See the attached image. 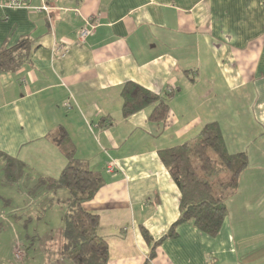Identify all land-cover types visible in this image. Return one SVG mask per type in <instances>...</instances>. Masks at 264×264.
Here are the masks:
<instances>
[{"label": "crops", "instance_id": "obj_1", "mask_svg": "<svg viewBox=\"0 0 264 264\" xmlns=\"http://www.w3.org/2000/svg\"><path fill=\"white\" fill-rule=\"evenodd\" d=\"M4 2L0 50L25 39L32 45L26 64L0 74V152L26 165L23 178L32 169L39 179L60 176L67 160L49 136L63 128L77 158L104 175V186L83 209L99 217L109 264H264V0H30L28 9ZM45 4L49 12L38 10ZM87 21L96 29L82 40ZM201 81L205 93L187 96L183 87ZM127 82L161 96L174 93L169 122L151 123L153 106L124 118ZM211 96L223 132H256L246 142L239 136L237 143L226 141L230 153L246 152L248 167L217 237L183 224L150 261L153 244L142 229L158 241L180 216L179 189L158 152L196 137L211 122L195 111L196 101L185 102ZM103 118L113 124L101 126ZM28 191L23 208L30 213ZM68 195L61 190L46 204ZM7 201L12 206L13 199ZM5 220L0 213V236L7 233ZM52 224L26 238L38 241L44 255L31 257L32 245L21 254L22 237L15 235L12 245L19 247L0 264H71L61 254L62 237L51 247Z\"/></svg>", "mask_w": 264, "mask_h": 264}, {"label": "trees", "instance_id": "obj_2", "mask_svg": "<svg viewBox=\"0 0 264 264\" xmlns=\"http://www.w3.org/2000/svg\"><path fill=\"white\" fill-rule=\"evenodd\" d=\"M31 46L25 39L14 47L2 48L0 74L16 72L26 64L30 60ZM121 96L124 118L153 106L149 121L157 125L169 122L174 93L161 96L139 84L127 82ZM107 122L113 124L106 118L100 124L104 126ZM49 138L59 146L67 165L57 178H40L33 192L55 195L61 190L68 191L66 213L62 219L61 254L71 264H109V246L98 233L99 217L83 209V205L92 201L104 186V175L91 170L86 162L77 158L75 146L63 128ZM158 154L179 189L180 216L158 241L142 229L144 239L153 244L150 261L155 257L156 247L167 239L176 238L178 228L183 224L191 223L203 234L217 237L227 217V201L237 193L241 175L248 167L246 152L232 154L228 151L217 121L207 123L196 137L161 149ZM0 158L5 163L7 182H19L26 175L27 167L23 162L2 152Z\"/></svg>", "mask_w": 264, "mask_h": 264}, {"label": "rangeland", "instance_id": "obj_3", "mask_svg": "<svg viewBox=\"0 0 264 264\" xmlns=\"http://www.w3.org/2000/svg\"><path fill=\"white\" fill-rule=\"evenodd\" d=\"M188 85V84H187ZM190 86V85H189ZM205 84L201 81L199 85H197L195 88L185 86L183 89L185 91H189L186 93L187 96L191 95L192 93L200 95L205 93L203 91ZM199 91L197 93V91ZM184 94V93H183ZM185 94L182 95V97L186 96ZM191 106H194L193 101H196V104L198 108H196L195 111L201 112L204 114V116L199 113L201 117L211 119V122H213L214 119H219V106L216 104V99H214L213 96L211 97H204L200 100H188L185 99V102H189ZM188 103H186L187 106ZM179 113L181 111V108L179 106H175ZM207 119V120H208ZM216 121V120H214ZM219 123V121H218ZM206 125V124H205ZM226 130V128H225ZM231 130H227L223 132L225 141L228 143L231 142L232 144L237 143L238 136L246 142V140H249L250 137H255L254 131H240L235 130L232 132H229ZM5 163L0 158V213H4L6 216L5 221H1L4 225L7 226V233L0 236V259L1 261H10L13 253V247H19V244L17 246L12 245L14 240H12L13 237L17 236L18 238H21L22 243L20 244L21 247L18 248V251L25 255L27 251V247L32 245V250L30 252V256H40L44 255L41 251V247L38 241H35L34 239H30L26 241V238L28 235H36L42 229L45 227V224L47 222H53L52 226L50 228L52 229V249L55 248V243H57L60 238L62 237V227H63V216L66 213V203L65 200H61L60 198H56V205L48 207V204H46V200L50 199L54 195L51 194H45L44 192H33L31 194L32 198V210L29 213V209L27 207L23 208L24 200L28 198V189H34L36 186V183H38V179L41 176V174H37L39 171L37 170H30V174L28 175V178L21 179L19 182H7L6 174L4 171ZM9 183V184H7ZM26 194V195H25ZM8 199H13L12 206H8L7 204L9 201ZM19 202V203H18ZM27 202V201H26ZM25 202V204H27ZM16 203V204H15ZM18 203V204H17ZM20 207V210H16L15 213H13V208ZM15 214V215H14ZM29 215L32 216V219H29ZM16 217V221L14 219ZM20 222H18V221ZM16 235V236H15ZM33 238V237H32ZM50 255V254H49ZM26 256V255H25ZM5 263V262H4Z\"/></svg>", "mask_w": 264, "mask_h": 264}, {"label": "built area", "instance_id": "obj_4", "mask_svg": "<svg viewBox=\"0 0 264 264\" xmlns=\"http://www.w3.org/2000/svg\"><path fill=\"white\" fill-rule=\"evenodd\" d=\"M29 1L30 0H5L4 2V6L8 9H20V8H30L29 5ZM46 3V0H43ZM38 10L40 11H44V12H49L50 11V7L47 6L46 4L42 7L39 8ZM86 27L80 32V38L82 40H86L89 36L93 35L96 29V26L94 25L93 22L91 21H87L86 23ZM67 52L64 51L63 52V56H65ZM107 172L113 173L114 172V165H110L107 169Z\"/></svg>", "mask_w": 264, "mask_h": 264}]
</instances>
